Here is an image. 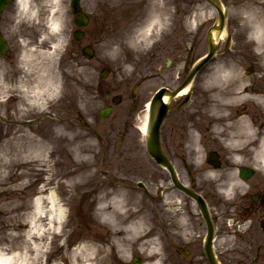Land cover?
Wrapping results in <instances>:
<instances>
[{
    "label": "flooded vegetation",
    "instance_id": "flooded-vegetation-1",
    "mask_svg": "<svg viewBox=\"0 0 264 264\" xmlns=\"http://www.w3.org/2000/svg\"><path fill=\"white\" fill-rule=\"evenodd\" d=\"M48 1L28 0V3L41 9ZM123 3L125 6L121 10L138 13L128 15L131 17L124 13L118 16V5L109 6L110 10L105 7L97 10L84 2L81 8L88 24L79 32L89 44L96 26L108 28V32L118 36V24L125 20V30L135 26L144 19L146 8L148 21L154 16L158 18V24L149 26L147 50V80L153 87L148 102L153 103L155 113L157 91L166 89L174 93L180 90L193 63L201 57L202 53L197 51L201 50L200 45L205 40L202 26L194 30L188 27L186 19L192 14L179 9L185 6L179 3L170 4L166 0H125ZM16 8L17 0H12L0 16L3 18L0 36L8 45L3 54L7 64L20 53L17 41L24 38L25 42H35L38 39V35L33 34L35 31L28 30L27 25H23L17 37L11 34ZM70 13L71 23L75 26L77 15ZM75 43L80 44V41ZM263 50L251 43L249 50L244 52H216L206 67L196 72L189 89L171 96L167 104L159 131L165 165L160 166L147 155L150 163L144 177L148 184L137 181L135 186L143 189L151 199L158 231L164 233L166 253L174 264H195V256L198 264H208L203 245L210 229L221 232L261 231L262 241L255 244L258 240L253 237L249 243H254L255 259L262 256L264 259ZM219 56L225 58L219 61ZM106 72V78L99 79L94 86L87 85L83 90V96L86 94L88 100L93 96L100 103L92 114V120L64 107L61 100L54 106L57 113L62 114L55 116L57 124H61V134L68 136L60 139L54 148L56 155L60 152L62 156V163L57 166L73 167L75 151L78 156L87 155L80 149L89 144L92 135L101 151L115 154L117 171L121 161L119 167L122 169L119 171L124 170L125 180L130 181L138 167L132 143L137 136L134 114L139 108L140 97L136 87L141 80L128 90L122 79L118 80V74L111 69H106ZM158 82L160 84L154 87ZM121 104L124 106L118 110ZM100 110L107 113L106 118H102ZM156 168L160 172L157 177L152 170ZM116 178L118 186V174ZM153 179L162 181L156 184ZM87 193L98 201L102 193L101 183L89 181L81 198ZM194 231L203 233H196L189 239ZM214 242L212 247L219 253ZM227 262L229 259L222 257V264Z\"/></svg>",
    "mask_w": 264,
    "mask_h": 264
},
{
    "label": "rangeland",
    "instance_id": "rangeland-1",
    "mask_svg": "<svg viewBox=\"0 0 264 264\" xmlns=\"http://www.w3.org/2000/svg\"><path fill=\"white\" fill-rule=\"evenodd\" d=\"M103 1H113L115 0H103ZM223 5L226 9V25L225 30L227 33L235 32L234 38L231 42V46L228 48L225 47L224 40L225 38L219 42L218 50L229 52V51H246L249 50L251 44V33L250 31L254 28H251L249 24L244 20V17L248 16V12L246 10L238 9L241 5H244V2L249 0H221ZM253 1V0H252ZM162 2V1H161ZM166 2L170 4L179 3L180 5H185L180 7L181 10H186L187 12L194 13L195 23L192 25L196 27L198 23L203 24V30L208 27L209 24H212L213 17H212V9L207 5L208 3L206 0H166ZM62 10L65 12V23L62 25V36L64 37L63 43L58 47H55L54 51L51 53L53 55L50 57L41 56L39 57V52L50 50L53 43L55 44L56 34L54 31L49 30L47 21L51 17L48 13L47 15L42 14V10L38 11V14L29 16L18 12L19 15L15 17L16 23H13L11 27V34L18 36L19 31H22L23 25L28 26V30L32 29L35 32L39 33V41L37 44H29L27 48H25L21 41H17L18 46L21 47V53L17 56V58L10 63H5L4 60L0 59V70H2V75H0V85L2 87L3 83L6 81H13L16 75L19 78V81L25 80L26 78H34L38 75V70L40 65L43 63L51 64L52 70H56L60 72L61 78V88L60 92L55 95L54 97H48L45 95V92H39L36 94L39 96L38 98L42 99L44 103L40 107L38 113L36 115L37 123L31 126L34 130L38 132L42 131L43 133L49 131L52 127V123L56 121L55 116L62 115L61 113H57V111L52 108L55 104L54 99L61 100L60 102L64 107L72 108L75 114L78 111L84 116H88L91 120L93 118L92 114L95 110L98 109L100 103L94 100L93 96L89 97V100L85 96H83V90L87 87V85L94 86L97 81L100 79V73L105 68L112 69V72L118 74V80L122 79L121 82L126 88L131 89L133 85H135L138 79H141V83L137 87L138 89V96L140 97L139 100V108L138 111L134 114L136 116V133L137 136H134V140L132 143V147L134 149L135 160L137 164V168L133 171V179L131 181L124 179L125 171L119 167L121 161L118 162V171L115 167V154L110 155L109 151L106 153L105 151H101V148L95 138L91 135L89 144L87 146H82L80 151L82 153L87 154L88 160L79 168V165L74 164L73 167L63 168L57 166V164H61L62 156L61 153L58 152L56 155V165L52 168L53 177L59 181L63 179L64 173H62L65 169H72L77 168L78 171L76 175H81L83 171H87L89 177L87 179H95L97 183H103L102 186H106V189H109V186L112 183H116V174H118V184L122 186H129L132 189L130 190V204L128 207H132L131 210H134V214L131 218L134 220L136 217H143L145 225H141L135 228L136 231L135 239L132 240L134 233L130 232L127 234H115L114 229L109 223H101L99 218L97 219L94 212V204H96V198H91L89 193L86 194L85 197L81 199V193L78 192V196L74 200H72L71 205L69 206L70 210V217L67 220V228L65 231L68 233L71 232L72 237L66 238L65 242L70 244L71 246L75 244L80 239H86L90 242H96L97 245L101 246L102 251L99 253L100 261L99 264H129L131 258L133 256H139L142 258V264H152L153 261L156 259L160 260L162 264H165L166 259L164 258V244H163V235L162 231H157L159 237L157 241L161 244V249L157 250L154 248V244L152 243V239L156 231H148L152 227L156 230L157 224L154 219L156 216L153 217V205L150 201L151 199L149 196L143 192L142 189L135 187V182L137 180L144 181L148 184V179L146 180L144 175L147 174L148 167L147 164V153L144 147V136L140 132L139 127L142 125L144 118L147 114L146 112V105L148 103V98L150 95V90H152V84L150 81L147 80L148 75V59H147V49L149 47L147 42H139V44L132 43V39H129L128 35L123 32V28L125 27L126 21L118 24V40L117 38L112 35L109 36L108 28L102 27H95L93 33V47L95 48V54L93 59L87 61L83 56L80 55L78 52V47H74L69 43L71 31H70V18L69 14H67L68 9V0H63L62 2ZM116 3H120V1H116ZM94 4L96 6H94ZM91 5V6H89ZM89 7H95V9L100 5V0H96V3L92 1V4L89 3ZM118 16L121 15L122 10L119 8H123L125 4L121 2L118 5ZM255 7L258 9L256 10V14L260 15L259 19L256 18L255 20H259L261 22L260 26H256L255 28L261 27L263 37H264V0H258ZM51 8V6H50ZM17 9V8H16ZM110 10V8H108ZM171 9H173L171 7ZM20 11V10H19ZM127 17V12H123ZM173 14V12H171ZM134 15V13H133ZM42 16V18H41ZM212 17V18H211ZM3 21V18L0 19V22ZM202 30V33H203ZM33 32L34 35H37ZM109 37V38H107ZM112 39L114 44H110V50L107 45V41ZM264 39V38H263ZM22 40H25L22 38ZM118 41V42H117ZM34 43V41H32ZM53 42V43H52ZM263 42V40H262ZM92 43V42H91ZM118 46V49L115 47ZM201 46V50L197 52L199 54H203L205 52V43ZM243 47V48H242ZM35 49V50H34ZM264 49V48H263ZM41 50V51H39ZM32 52L35 54L37 59L34 57L31 58L30 62L28 60L24 62V56H21L25 52ZM35 51V52H33ZM73 51V54L71 53ZM225 56H219V61H222ZM34 59V60H33ZM64 60V63L62 62ZM227 61V60H224ZM88 65V66H87ZM33 80V79H32ZM31 84L35 85L36 83L32 82ZM160 83L158 82L154 87H157ZM37 85V84H36ZM39 85V83H38ZM64 93L67 95L64 96ZM4 92L2 87V93H0V126L1 124L5 123V119L10 120L9 116L5 117L3 114V110L6 109L5 106L9 107L12 104H8L4 101ZM41 95V96H40ZM56 99V100H57ZM49 106L48 104H50ZM54 103V104H53ZM124 104L118 106V110L123 108ZM87 110L89 112H87ZM46 115H49L47 117ZM34 116V115H31ZM27 118V117H26ZM17 131V130H16ZM9 133V130L6 132L0 128V159L7 154L10 153V146L3 147L2 144L6 142L4 139V134ZM17 134L22 135L23 129L19 128ZM60 135V134H59ZM35 136H37L35 134ZM81 159V157L79 156ZM78 161V159H77ZM150 163V162H149ZM48 168H44V171L40 173L41 180L43 179V184H47L52 182L51 180H47V175L51 174V171H45ZM155 177L160 175L159 169H152ZM12 169H7L2 167L0 169V247L6 246H13L15 242L19 243V235H15L14 233H22L25 230V227H17V225H24L21 221V214L23 210L19 211L20 209H15V207L19 208L22 204L28 206V194L33 195L36 191L35 186H29L26 190L27 192L21 191V188L18 182L14 181L8 177ZM47 174V175H46ZM52 177V178H53ZM83 178L75 179L79 181ZM86 179V178H85ZM65 180V179H64ZM63 181V180H60ZM114 181V182H113ZM162 180L153 179V182L156 184H160ZM150 182H152L150 180ZM88 185V184H87ZM87 197H89V200ZM27 201V202H26ZM14 205L13 210L10 211L9 208ZM109 205V203H108ZM127 216V215H124ZM122 216V218L124 217ZM122 218L118 220V227H116V231H133L129 229L127 226L125 227L123 224L121 225ZM15 225V226H14ZM150 226V227H148ZM13 227L16 229H13ZM148 227V228H147ZM81 232H80V231ZM99 231V232H98ZM142 232V233H141ZM203 233V231H194L193 235L196 233ZM95 233H99L96 234ZM52 234V233H50ZM10 236H13L11 238ZM255 237L257 242L255 244H259L262 241V232L261 231H222L221 235L218 237V241H216V245L219 251V257L222 260V257H225L229 262L226 264H264L263 256L260 259H255V246L252 241L249 240ZM124 238H130L132 245L127 243L126 246V253L124 254L126 258L121 257V254L118 251V247H124L122 242ZM12 239H14L12 242ZM128 240V239H127ZM49 241H53V239L49 235ZM45 241V243H50ZM55 242V241H54ZM129 242V241H128ZM151 242V243H150ZM126 244V243H125ZM158 244V245H159ZM8 248V247H7ZM67 249V248H66ZM157 253L155 254L154 253ZM198 255L199 253L196 252ZM197 257L195 256L194 262L197 263ZM93 262V259L91 260ZM65 263V261H60V264ZM168 264V263H167ZM204 264V263H202Z\"/></svg>",
    "mask_w": 264,
    "mask_h": 264
},
{
    "label": "bare ground",
    "instance_id": "bare-ground-1",
    "mask_svg": "<svg viewBox=\"0 0 264 264\" xmlns=\"http://www.w3.org/2000/svg\"><path fill=\"white\" fill-rule=\"evenodd\" d=\"M52 2V6L50 8L49 14L51 17L47 21V26L49 30L54 31L56 34L55 44L51 45V51H41L39 52V57L49 55L52 57L51 53L56 49L55 47L60 46L65 40L62 36V25L65 23V14L62 10V6L58 3V0H49ZM60 1V0H59ZM120 0H118L119 2ZM258 0H249L244 2V5H241L238 9L246 10L248 12V16L244 17V20L249 24L251 28H254L253 35L256 36V40L260 41L263 37V33L261 32V27L255 28L256 26H260L261 22L255 20L259 19L260 15L256 14L255 7ZM17 4L22 13L25 15H31L33 8L30 7L28 0H17ZM65 13V14H64ZM162 22V20H161ZM155 23L158 24V18L154 16L149 20V25L144 23L141 28L139 25L135 26V31H139L136 37L133 39L132 43L139 44V42H147L150 41V35L148 27L150 24ZM226 32L224 29L219 30L214 28L212 30V42L217 45L220 41L223 40ZM112 39L107 41V45L109 50L112 46L110 44H114ZM118 49V46H115ZM35 52V51H33ZM24 62L28 60L30 62L31 58L37 59L35 54L32 52H25ZM33 59V60H34ZM2 70H0V75H2ZM1 77V76H0ZM33 79V80H32ZM26 78L25 80L16 82L6 81L3 83V92L6 90L12 89L13 85H17L16 89L20 90V99L18 102L13 105L7 107L3 110L2 116L9 118H25L31 114L32 111H37L40 109L44 101L37 96L39 92H45V95L48 97H54L60 92L61 88V78L60 72L56 70H52L51 64L43 63L40 65L38 70V75L34 78ZM32 82L36 83L35 85L31 84ZM39 83V85H38ZM2 87L0 85V93H2ZM186 88L184 89V91ZM41 96V95H40ZM164 101L169 102V97L167 95L164 96ZM1 109V107H0ZM148 120L147 114L144 118V121L141 125V131L146 137L148 131ZM2 130H6L5 127H1ZM19 126L14 125L9 127V133L4 134V139L6 142L2 144L3 147L10 146V153H7L3 159H0V169L2 167L7 169H12L8 177L11 179H18L22 176L26 178H30L35 175H40L41 172L44 171V168H50L45 171H51L50 175H47V180H51L47 184H43L41 188L47 189L44 192H40L38 196L33 198L30 202H28V206L22 204L21 207L15 209L23 210L21 214V221L24 225H17V227H25V230L22 233H14L15 235H19V243L15 242L13 246H6L8 248L0 247V264H39L40 262L45 260L47 257L53 255L55 249L63 251L65 249V243L62 238L65 236V228L67 226V220L70 214L67 211V204L65 202L66 199H71L74 197V194L77 192H84L85 187L87 186V178L89 177L87 171H83L81 175H76L78 172L75 169L64 172L65 180L57 181L52 174L53 164L55 163V155H56V144L60 139L65 138L66 135H55V133L51 131L38 133L33 128H28L26 130L23 129L22 135H17L16 130H19ZM52 128L55 129V126ZM57 128V127H56ZM58 129V128H57ZM6 132V131H5ZM37 134V136H35ZM19 170V171H18ZM51 177V179H50ZM53 177V178H52ZM78 178L79 181L75 180ZM86 178V179H85ZM20 188H24L25 186L21 183L17 184ZM130 195L124 187H112L109 188L108 191L102 192L99 195L101 200L99 206V216L104 223H109L114 229L115 234H127L134 233L132 240L135 238L136 231L135 228L141 225H145L143 217H136V219H132L131 216L134 214V210H131L132 207H128L130 204ZM109 203V205H108ZM14 205L9 208L10 211L13 210ZM127 215V216H124ZM122 216H124L122 218ZM122 218L121 225L123 224L125 227L127 226L129 229L133 231H116V227H118V220ZM14 225V226H15ZM150 227V226H148ZM147 227V228H148ZM15 229V228H14ZM16 230V229H15ZM52 233V234H50ZM142 233V232H141ZM154 237L152 239V243L154 244V248L157 250L161 249V244L157 241L159 237L158 233H154ZM49 235L53 239V241H49ZM13 238V236H10ZM128 239V240H127ZM124 238L122 245L124 247H118V251L121 254V257H124L126 253L127 243L132 245L130 238ZM1 240V239H0ZM14 239H12V242ZM48 241L50 243H45ZM55 243L58 245L56 247ZM129 241V242H128ZM126 243V244H125ZM151 243V242H150ZM159 244V245H158ZM102 251L101 246L97 245L94 242H86L82 241L75 248H73L70 252H68L65 258L68 260L69 264H99L100 256L99 253ZM155 253V251H154ZM158 253V252H157ZM155 253V254H157ZM60 256V253H58ZM63 256V255H62ZM96 262H93L91 260ZM219 263V262H218ZM52 264H59L58 259L54 260ZM148 264V263H147ZM152 264H162L161 261L156 259Z\"/></svg>",
    "mask_w": 264,
    "mask_h": 264
},
{
    "label": "water",
    "instance_id": "water-1",
    "mask_svg": "<svg viewBox=\"0 0 264 264\" xmlns=\"http://www.w3.org/2000/svg\"><path fill=\"white\" fill-rule=\"evenodd\" d=\"M9 0H0V13L2 12L3 8L6 6V4L8 3ZM212 2L216 5V8L219 12V26L216 27L214 26L213 28H219L221 29L222 27V24H223V15L221 13V9H220V2L219 0H212ZM73 7H74V11H78L79 8H78V4H77V0L73 2ZM0 54L3 52V43L1 41V45H0ZM211 54V52H210ZM90 56V54L88 55ZM209 58L206 57L204 60H202L197 66L200 67L207 59ZM161 107H165L164 105L161 104ZM163 115L164 113L160 114L159 116L156 117L154 123H153V126L151 127V130H150V133H149V137H148V141H147V147H148V150L150 151L151 155L154 156V158L160 162V163H164L165 162V158L162 154V151H161V148H160V145H159V141H158V128H159V125L162 121V118H163ZM206 252L208 254V258L210 260V263L211 264H216V262L214 261L213 257L211 256L210 252H209V240L206 244ZM140 263V259L138 258H135L132 262V264H139Z\"/></svg>",
    "mask_w": 264,
    "mask_h": 264
}]
</instances>
